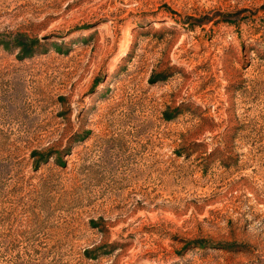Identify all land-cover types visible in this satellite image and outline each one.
Listing matches in <instances>:
<instances>
[{
    "label": "rangeland",
    "instance_id": "obj_1",
    "mask_svg": "<svg viewBox=\"0 0 264 264\" xmlns=\"http://www.w3.org/2000/svg\"><path fill=\"white\" fill-rule=\"evenodd\" d=\"M0 40V264H264V0H0Z\"/></svg>",
    "mask_w": 264,
    "mask_h": 264
},
{
    "label": "trees",
    "instance_id": "obj_2",
    "mask_svg": "<svg viewBox=\"0 0 264 264\" xmlns=\"http://www.w3.org/2000/svg\"><path fill=\"white\" fill-rule=\"evenodd\" d=\"M39 42L38 38H31V37H28V36H22L21 38H17L15 40V43H14V46L15 48L19 49L21 52H22V55H20V58H24V57H27L29 56L30 53L33 52V46L35 44H37ZM0 45H5L6 46V43H4L3 41L0 40ZM160 75H157L156 77H153L151 79V82L154 81V79L156 78H159ZM171 118V115L168 114V113H165V119H169ZM36 153V152H34ZM59 165H63L64 162L63 161H59L58 163ZM90 250L89 249H85L84 250V255L85 256H89L90 254Z\"/></svg>",
    "mask_w": 264,
    "mask_h": 264
},
{
    "label": "bare ground",
    "instance_id": "obj_3",
    "mask_svg": "<svg viewBox=\"0 0 264 264\" xmlns=\"http://www.w3.org/2000/svg\"><path fill=\"white\" fill-rule=\"evenodd\" d=\"M125 52H126V48L124 49V51L122 52V54L124 55V54H125Z\"/></svg>",
    "mask_w": 264,
    "mask_h": 264
}]
</instances>
